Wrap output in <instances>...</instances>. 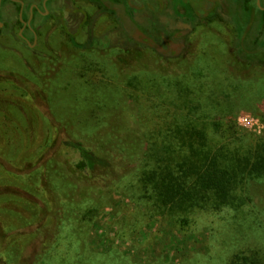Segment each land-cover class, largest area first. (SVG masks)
<instances>
[{"label":"rangeland","instance_id":"rangeland-1","mask_svg":"<svg viewBox=\"0 0 264 264\" xmlns=\"http://www.w3.org/2000/svg\"><path fill=\"white\" fill-rule=\"evenodd\" d=\"M149 1L145 0V5L137 1L140 26L161 31L165 17L156 15L155 8L159 1V10L162 5L164 8L167 0ZM201 1H196V8ZM218 1L220 5L209 19L184 20L190 22L196 35L207 34L211 52L229 54L234 48V22L240 5L233 0ZM173 2L175 5L177 0ZM65 4L62 18L67 22L56 19L58 15L55 20L44 21L49 27L47 35L56 32L49 50L41 40L36 50L29 52L17 43L16 36L13 39L5 33L0 39V264H32L41 247L53 241L59 243L56 264H68L66 260L71 258L78 264H226L237 252L256 254L264 264V203L252 205L243 217L246 219L237 225L231 212L203 214L191 229L180 231L159 220L157 210L141 199L138 180L132 172L135 165L130 161L117 191L93 193L90 188L79 189L73 182L61 145H50L59 135L54 128L59 126L55 111L78 115L98 106L110 115L129 112L137 122L153 111L151 105L155 102L140 90L113 79L110 70L88 65L95 57L108 59L106 51L110 49L121 56L138 52L142 58L147 56L146 50L130 44L115 28L110 15L101 14L98 4L90 0ZM151 5L155 10L149 9ZM61 7L64 10L63 3L55 5L57 10ZM75 7L77 13L73 12ZM127 9L128 14L135 11L130 5ZM242 15L243 20H250L248 14ZM79 20L83 22L77 41L57 34L65 27L74 31ZM73 42L80 48L76 56L70 50ZM50 51L56 58L63 54L73 57L55 62L48 59ZM190 53L189 63L199 67L187 74L186 81L194 76L197 79L203 72L200 68L207 63L195 48H190ZM129 58L122 59L129 64ZM59 68L62 73L52 81L48 98L43 101L39 96L41 77L47 70L53 74V69ZM250 72L248 65L239 67L242 78ZM248 81L250 92L244 91L239 82L232 120L239 127V141L259 144L264 141V74ZM134 84H141L148 93L162 91L152 75L142 76ZM15 246L20 250L16 260L12 256Z\"/></svg>","mask_w":264,"mask_h":264},{"label":"trees","instance_id":"trees-1","mask_svg":"<svg viewBox=\"0 0 264 264\" xmlns=\"http://www.w3.org/2000/svg\"><path fill=\"white\" fill-rule=\"evenodd\" d=\"M196 1L179 0L181 13L186 14L189 5L197 17L207 20L220 5L218 0H202L196 8ZM252 1L233 0L250 20H243V16L233 20L236 36L229 54L211 52L205 32L196 35L193 29L182 27L169 32L144 30L126 11L131 18L129 35L146 50V59L130 49L137 54L128 53L132 61L128 64L122 59L128 55L121 56L110 49L106 51L108 59L95 57L88 65L104 67L113 79L140 90V94L155 102L151 105L153 111L137 122L129 112L110 115L98 106L78 115L55 111L59 126L54 128L59 135L50 145H61L69 175L79 189L90 188L93 193L117 191L130 161L135 165L132 172L138 180L141 199L157 210L159 220L180 231L191 229L203 214L231 212L237 225L246 219L243 217L252 205L264 203V141H239V127L232 120L239 82L244 91L250 92L248 78L264 74V12L257 10ZM102 4L106 11H112L106 0ZM254 8L256 12H252ZM132 9L138 12L137 8ZM74 43L70 50L76 56ZM190 48H195L207 63L200 68L204 73L197 79L194 76L186 81L187 74L199 67L189 63ZM69 56L63 54L66 60H71ZM241 65L251 69L244 78L239 76ZM53 71L52 74V70H47L41 77L42 99L48 98L52 81L62 73L61 68ZM145 75H152L163 92L148 93L141 84L137 87L134 83ZM99 90L102 89L96 88ZM19 251V246H15L13 259L19 257ZM58 251L59 243H48L41 247L32 264H56ZM76 260L66 262L78 264ZM226 264L261 262L256 254L237 252Z\"/></svg>","mask_w":264,"mask_h":264},{"label":"flooded vegetation","instance_id":"flooded-vegetation-1","mask_svg":"<svg viewBox=\"0 0 264 264\" xmlns=\"http://www.w3.org/2000/svg\"><path fill=\"white\" fill-rule=\"evenodd\" d=\"M77 0H0V39L3 37V34L8 33L7 35H10L11 38L15 39L14 36H16V41L18 44L23 46L24 48L34 51L36 50L37 46L40 43V40L43 42V46L49 50V45L52 44L53 41L52 38L56 32L49 33L47 35L49 27H47L45 20L54 19L56 18V15L60 16V21H63L64 23L67 22L65 19H63V15L65 14L66 10V2H76ZM108 4L111 6L112 11H106L102 4L104 0H90L92 3L98 4V7L102 9L101 14H108L112 18L115 28H118L122 31L124 36H126L127 40H129L130 44L134 43L136 46L140 47V44H137L129 35V29L128 25H131V18L129 15H127L126 11L128 9L127 6L130 5L132 7H135L138 9V12H133L131 15L133 18L137 20V24H141L140 20H138L139 17V7L136 5H132L131 1L133 0H106ZM138 0H136L137 3ZM142 2L140 5H145V0H141ZM149 1V0H148ZM150 2V1H149ZM169 2H172L171 5H169ZM63 3V7H61L60 10L55 9V5ZM162 1L157 3L156 8L151 5L149 6V9H156L155 12L156 15H162L164 18V29H162L160 32H169L168 30L171 28H187V29H193L192 25H190V22H186L184 20L185 18L189 19H195L197 16L195 15L193 11V7L188 5V11L186 14H182L180 11V2L177 0V3L174 5L173 0L166 1L165 7L163 8V5L161 6V9L159 10V7L161 5ZM252 4L258 8L257 10H260L261 12H264V0H254L252 1ZM53 7V9H52ZM76 9V10H75ZM73 12L77 13V8L75 7ZM154 9V10H155ZM104 10V11H103ZM243 9L240 6L239 10V16H243L242 11ZM255 8L252 10V12L257 11ZM160 11V12H159ZM163 12L162 14H160ZM252 12H249L252 14ZM134 14V15H133ZM256 15V13L252 14ZM124 16V18H122ZM182 19V20H180ZM125 20V24L122 23V21ZM82 20H79L77 24L74 26V31H69L66 27L61 29V32L59 31L57 34L61 36V33H63L67 38H69L71 41L73 38L76 40L80 26L82 24ZM145 22H148L147 20ZM67 24V23H66ZM71 29V28H70ZM157 32H159L156 29ZM45 40V42H44ZM16 44V43H15ZM72 44V43H71ZM75 50H80L76 42L74 43ZM141 50V47H140ZM52 52L50 51L48 59H52L55 62H60L66 60V58H52ZM126 58V57H124ZM131 63V62H130Z\"/></svg>","mask_w":264,"mask_h":264}]
</instances>
